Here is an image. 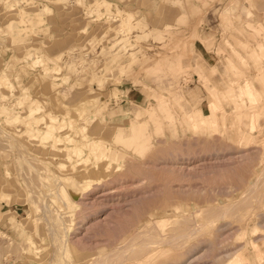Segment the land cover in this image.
Instances as JSON below:
<instances>
[{"label": "rangeland", "instance_id": "obj_1", "mask_svg": "<svg viewBox=\"0 0 264 264\" xmlns=\"http://www.w3.org/2000/svg\"><path fill=\"white\" fill-rule=\"evenodd\" d=\"M240 40L264 53V0H0V110L11 117L0 118V264H116L123 248L131 251L117 264H228L236 256L264 264V82L252 59L243 65L232 53L246 56ZM242 79L258 93L252 105L222 93ZM214 86L216 126L187 119L196 107L206 111ZM24 96L38 100L40 122L24 125ZM98 104L106 121L85 122ZM237 106L256 112V129L236 130ZM134 119L145 121L141 133L116 138L113 125ZM35 130L44 138L29 139ZM66 135L80 156L53 152ZM102 147L116 154L96 160ZM23 161L33 164V183ZM63 175L78 186L70 204L60 198V212L53 197L64 192ZM45 204L63 227L90 215L78 243L74 226L64 227L63 252Z\"/></svg>", "mask_w": 264, "mask_h": 264}, {"label": "bare ground", "instance_id": "obj_2", "mask_svg": "<svg viewBox=\"0 0 264 264\" xmlns=\"http://www.w3.org/2000/svg\"><path fill=\"white\" fill-rule=\"evenodd\" d=\"M20 1V0H19ZM63 2V1H62ZM22 6V5H21ZM21 6H19L18 8H21ZM24 6V5H23ZM27 7V6H26ZM44 7V6H43ZM42 7V8H43ZM23 9V8H22ZM91 9V8H90ZM25 10V9H24ZM49 11V10H48ZM91 11V10H90ZM92 12V11H91ZM46 14V10L44 9V11H43V9L42 10H40V12H39V14L40 15H43V14ZM48 13V12H47ZM98 13V12H97ZM18 14V13H17ZM128 15H130V14H128ZM6 16V15H5ZM112 17V16H111ZM115 17V16H114ZM120 18V17H119ZM113 19V18H112ZM12 20V19H11ZM14 20V19H13ZM17 20V19H16ZM15 20V21H16ZM42 20L43 19H37L36 20V24H40L41 22H42ZM14 22V21H13ZM11 23V22H10ZM15 23V22H14ZM259 23V22H258ZM15 25H16V23H15ZM258 26H260V27H262L263 25H260V23H259V25ZM8 28H12V24H8V26H7ZM263 28V27H262ZM252 30V29H251ZM258 30V29H257ZM253 31V30H252ZM258 32H259V30H258ZM261 32V31H260ZM17 33V32H16ZM16 35H18V34H16ZM15 36V35H14ZM9 38V37H8ZM26 38V37H25ZM14 40V39H13ZM264 41V40H263ZM240 42H242L243 44V47H249V45L248 44H246V43H244L243 41H241L240 40ZM246 42V41H245ZM251 43V42H250ZM262 43V42H261ZM257 44V43H256ZM113 46V45H112ZM232 53H234V55H236V57L238 58V60L241 62V64H243V65H246V59H252L253 60V62L256 64V68H257V71H258V75H259V77H260V79L264 82V65H262L261 63H260V60H261V57H264V53H263V47H262V45H256V47L254 48V47H249V51L248 52H246V56H243V55H238L239 53H237L236 51L234 52V51H232ZM40 56V55H39ZM41 57V56H40ZM50 58V57H49ZM43 59V58H42ZM229 59V58H228ZM227 59V60H228ZM248 62V61H247ZM202 68V67H201ZM229 68V67H228ZM234 69H236L235 67H233ZM245 69H246V67H245ZM230 70V69H229ZM201 71V70H200ZM234 71V70H233ZM237 82H239L240 84H239V88H238V90L237 91H233V88L229 85L227 88L228 89H226L224 92H222L223 93V95L225 96L224 98H226V101L228 100V101H232V104H233V101H234V99L235 98H239V96L242 98V101H246V102H248L249 104H253V102H254V100L257 98V96H258V93L256 92V90L253 88V86H252V82L249 80V79H242V80H240V81H237ZM236 82V83H237ZM215 87V86H214ZM4 89H6V87H4ZM70 89V88H69ZM213 89H214V91H213ZM217 91H219L218 89H216V87L215 88H212L211 90H210V92L212 93V97H213V101L212 102H207V107H206V111L205 112H203L202 110H200V107H196V108H194V111H193V113H192V116H187L188 114H186L185 113V115H186V118L187 119H191V120H193L192 118H194L197 122H205L206 123V125L207 124H212L213 126H216V110L220 107L219 106V104L221 103V100L219 99V98H217L216 97V93H217ZM79 93V92H78ZM90 93H92V91H90ZM60 94H62V93H60ZM218 94V93H217ZM56 96L57 95H59V94H55ZM75 95V94H74ZM76 96V95H75ZM240 98V99H241ZM21 99V98H20ZM68 99V100H67ZM67 104H75L76 102H78L77 101V99H75V97L73 96V94L70 96H68L67 95ZM17 100V99H16ZM23 100L24 101H29V103H30V107L28 108V109H26V113H25V115L24 116H22V118L24 119V125H30L31 123H37L39 120H40V118L41 117H36L35 116V113H37V112H39V111H41L42 110V107H37L35 110L32 108L33 106H37V103H38V100H36V99H33V98H30V97H28V96H24L23 97ZM18 101V100H17ZM48 104V103H47ZM40 105V104H39ZM95 105V104H94ZM158 105H160V104H158ZM162 105L164 106V108L166 107V104L165 103H162ZM161 105V106H162ZM24 106H25V104H24ZM249 106V105H248ZM8 108V107H7ZM105 109H106V107H105V104H103V105H101V104H98L97 106H93L92 108H89L88 110H87V112H85V117H84V121L85 122H87V123H92L94 120H105L106 121V119L104 118V115H105ZM147 109V108H146ZM166 109V108H165ZM260 109V108H259ZM6 109H3V110H0V118L1 117H4V118H11L10 117V114H9V112H6L5 111ZM221 110H222V108H221ZM84 111H86V110H84ZM148 111H149V109H148ZM260 111V110H259ZM62 113H67V114H73L74 112H70V111H66V110H64V111H61ZM150 112V111H149ZM255 112V111H254ZM254 112H250L249 114H243V112L239 109V106H237V108H236V112H235V114H234V120L235 121H233V124H234V126H235V128H236V130L238 129V131H239V128L241 127V126H243V127H245L246 128V130L248 129V131H252L256 126H255V120H256V112L254 113ZM147 113V112H146ZM260 113V112H259ZM261 113H263L262 111H261ZM12 115V114H11ZM149 115H150V113H149ZM156 115V114H155ZM154 115V116H155ZM38 116V115H37ZM151 116V115H150ZM154 116H153V118H154ZM157 116V115H156ZM166 116H168L169 118H171V116H172V112H169L168 113V115H166ZM242 116L244 117L245 116V118L242 120ZM14 117V120H15V118H17L16 120H19L20 121V119H21V117H19L18 118V116L16 115H14L13 116ZM83 117V116H82ZM148 119H149V117H148ZM173 119V118H172ZM60 120H61V118H60ZM64 120V119H63ZM174 120V119H173ZM131 121V120H130ZM21 122V121H20ZM40 122V121H39ZM101 122V121H100ZM59 123V122H58ZM158 123H159V121H158ZM240 123V124H239ZM64 124H65V122H64ZM63 124V125H64ZM257 124V123H256ZM63 125H62V123H61V125L60 126H62L61 128H63ZM111 126V125H110ZM112 127V126H111ZM145 127V121H141V120H135L134 119V121H132V122H129L128 124H126L125 126H122V125H116V126H114L113 125V127H112V129L114 130V134L116 135V136H118V137H116V138H123V134H124V132L126 131V129H130V131H134V133L135 134H139V133H141V131L140 130H142V128H144ZM57 128H59V126L57 127ZM85 128V127H84ZM102 127H100V129H101ZM43 129V128H42ZM69 129V128H68ZM256 129V128H255ZM60 130V129H59ZM91 130V129H90ZM89 130V131H90ZM35 135L33 136V135H30V136H28V138L29 139H32V137H38V136H40V137H42V138H44V135L43 134H41V133H39V131H37V130H35ZM60 133V132H59ZM113 134V135H114ZM241 134V133H240ZM248 132H244V136H243V138H244V141L245 140H247V137H248ZM52 135H53V133H52ZM125 135H127L126 133H125ZM58 136H59V134H58ZM27 137V136H26ZM90 137V136H89ZM7 137H5V139H6ZM11 139H13L12 137H10V140L9 139H7V141H9L7 144H8V146L10 145V142H11ZM249 139V138H248ZM4 140V139H3ZM14 140V139H13ZM63 140H65L66 141V144H64V146H61L59 149H56V147L53 145L52 147H51V149H53L54 151L53 152H59V151H62V152H64V154L65 155H67V151L68 150H71V151H73L74 153H77V154H79V156L83 153L82 152V150H81V148L80 147H77V141H76V139H74L73 137H71L70 135H66V137H65V139H63ZM105 140V139H104ZM6 141V140H5ZM55 141V137L53 138V142ZM81 141H83V138H81ZM89 141V140H88ZM12 143H15V141L13 142L12 141ZM60 143V142H59ZM80 143H82V145H83V142H80ZM72 144H74L73 146H72ZM79 144V143H78ZM84 144H86V143H84ZM17 145V144H16ZM52 145V144H51ZM71 145V146H70ZM91 144H88L87 143V145H84V147H88L89 149L91 148V146H90ZM11 146V145H10ZM18 146V145H17ZM34 146V145H33ZM11 147H13V148H15V146H14V144H13V146H11ZM16 150V149H15ZM50 150V149H49ZM92 150V149H91ZM17 151H19V148H18V150H16V154L18 155V153H17ZM21 151V150H20ZM20 151H19V153H20ZM93 151V150H92ZM80 152V153H79ZM93 152H95V151H93ZM119 152V151H118ZM85 153V152H84ZM88 154H90V153H88ZM108 154H111V155H113L114 154V152L112 151V150H107L106 148H104V147H102L101 148V151L99 152V153H97L96 154V160H98L100 157L102 158V157H106ZM116 154V153H115ZM114 154V155H115ZM241 154V153H240ZM21 155H22V153H21ZM25 155V154H24ZM23 155V156H24ZM69 156V155H68ZM15 157H22V156H20V155H18V156H15ZM26 157V156H25ZM24 157V160L26 159ZM88 157H90V156H88L87 154H85L82 158H81V160L80 161H86L87 159H88ZM69 158V157H68ZM19 160V159H18ZM23 159L21 158V161H22ZM28 160V159H27ZM27 160H25V161H27ZM17 161V160H16ZM25 161H23L24 162V164H23V166L25 167V168H27L28 167V172H29V169L31 170L29 173L27 172V170L25 169L24 170V172H26L25 174H28V177L27 178H29V174H31L32 172H34V170H33V167H31L33 164L31 163V161L30 162H28V164L30 165L31 164V166H29V165H27V163H26V165H25ZM18 162V161H17ZM22 162V163H23ZM19 163V162H18ZM21 163V162H20ZM59 165H61V167L62 168H66L67 166H71L72 167V163L70 164H68V165H66V164H64V163H61V162H59L58 163ZM27 166V167H26ZM67 168H69V167H67ZM21 169H22V167H21ZM66 170H68V169H66ZM23 171V170H22ZM161 172V171H160ZM182 172V171H181ZM20 173H21V171H20ZM34 175L36 174L35 172L33 173ZM33 174H31L32 175V177H33ZM36 176V175H35ZM34 176V177H35ZM41 177V176H40ZM117 177V176H116ZM29 180V183L32 181H30V178L28 179ZM60 182L63 184L62 186H64L63 188H64V192L63 191H55L54 193H56V194H54V197H53V199H60V198H63L62 200L65 202V204H70V195L72 194V193H74V194H76L74 191H75V188L78 186V184H77V182H76V180H75V178L73 177V176H69V175H63L62 177H60ZM44 181H45V179H44ZM31 183H33V182H31ZM40 183H43L44 185H45V183L42 181V182H40ZM81 183V182H80ZM60 184V183H59ZM67 185H69V187L66 189L65 188V186H67ZM33 189V188H32ZM36 189V188H35ZM58 189V188H57ZM238 189V188H237ZM41 190V189H40ZM202 191V190H201ZM36 192L39 194V192H38V190H36ZM51 193V192H50ZM103 193H105V192H103ZM100 194V193H99ZM52 195H53V193H52ZM98 195V194H97ZM72 196V195H71ZM104 197V196H103ZM106 197H107V195H106ZM99 198V197H98ZM109 198V197H108ZM57 200L58 202V211H60V212H62L63 210H64V204L63 203H61V199L60 200ZM99 199H101V198H99ZM83 200H85V198H82L81 199V203H83ZM93 200H94V203H95V201H96V203L98 204L99 202H97V200H95L94 198H93ZM41 203L43 204V200H42V198H41ZM99 201V200H98ZM46 202V201H45ZM44 202V203H45ZM55 202V201H54ZM76 202V200H74L73 201V203H75ZM87 202H93V201H85L84 203H87ZM47 203V202H46ZM102 203V202H101ZM103 203H105L104 201H103ZM107 203V202H106ZM105 203V204H106ZM37 204V203H36ZM44 207V208H43ZM43 209H41L43 212H44V216H43V218H45V219H47V220H50L51 221V226L53 227V232L51 233L53 236H54V239H55V244H56V246H58L59 247V251L60 252H63V250H64V248H67L66 246H64L65 244H66V242H65V240L63 241V239L65 238V233L63 232L64 230H65V226H67V224L63 227V224H61L62 222H61V220H57L56 218H55V216L54 215H56V214H53V209H52V207H49V205H46L45 204V206L43 205ZM118 209V208H117ZM55 210V209H54ZM66 210V209H65ZM42 211H41V214H42ZM56 211V210H55ZM54 211V213H56ZM58 211H57V213H58ZM99 211V210H98ZM124 211V210H123ZM81 212V211H80ZM96 212L97 211H95V214H96ZM98 213V212H97ZM59 214H62V213H59ZM63 214H66V213H63ZM92 214V213H91ZM62 216V215H61ZM64 216H66V215H64ZM71 216H72V214H71ZM89 217H90V215H88ZM87 215H85V216H83L82 217V219H81V221L79 220V221H77V222H74V224H71V225H68L69 227H72V226H74V228H73V231H72V233H71V239L73 240V242L74 241H76L75 243H78L80 240H79V238L78 237H76V234L77 233H80L79 232V229L80 228H82V223H84L85 221V219L88 217ZM70 217V216H69ZM58 218V217H57ZM59 218H61L60 216H59ZM63 218V217H62ZM66 218V217H65ZM67 218H68V216H67ZM67 220V219H66ZM49 221V222H50ZM63 221V220H62ZM67 221H72V217H70V220H67ZM76 221V220H75ZM160 222H159V226L160 227H164V224H165V220H163V219H161V220H159ZM167 222V221H166ZM171 222V221H170ZM166 225V224H165ZM67 226V227H68ZM50 227V226H49ZM51 227V228H52ZM50 229V228H49ZM241 231H243V230H240V232ZM51 232V231H50ZM65 232H66V230H65ZM243 233V232H242ZM70 235V234H69ZM218 237V236H217ZM62 238V239H61ZM165 238V237H164ZM60 239H61V241L62 242H65V244L64 243H61L60 242ZM155 239H157V238H155ZM155 239H154V241H152V242H155L156 244H158L156 241H155ZM259 239H260V237H259ZM159 240L161 241V239L159 238ZM256 240V239H255ZM159 241V242H160ZM169 241V240H168ZM152 242H150L151 243V246H152ZM149 243V244H150ZM148 244V245H149ZM159 244H162V243H159ZM251 245H252V247L253 248H255L256 246H255V244H254V242H251ZM262 246H263V243L261 244ZM261 246V247H262ZM140 247V250L139 251H141L142 249H141V246H139ZM129 249V248H128ZM153 249V248H152ZM130 250V249H129ZM145 250V249H144ZM144 250H143V253H144ZM151 250V249H150ZM121 251V250H120ZM127 249H125V248H123L122 249V253L121 254H123V256H124V258H122L123 256L118 252V257L116 256V258H119L118 259V261H117V259L116 258H114V259H116L115 260V262H116V264L117 263H120V262H122V261H124V259H127L128 257L127 256H129L128 255V252H130V251H128ZM135 251V250H134ZM138 250H136L134 253H136ZM138 251V252H139ZM127 252V253H126ZM261 252H263L262 250H261ZM119 254H120V256H119ZM131 255H132V253H130ZM229 254V253H228ZM255 254V253H254ZM253 254V255H254ZM137 255V254H136ZM136 255H134V256H136ZM133 256V255H132ZM133 256V257H134ZM255 256V255H254ZM235 258V257H234ZM233 257L229 260V261H227L228 262V264H250V262L248 261V262H245V261H242L241 260V258L240 257H238V256H236V258L234 259ZM108 262V261H107Z\"/></svg>", "mask_w": 264, "mask_h": 264}]
</instances>
